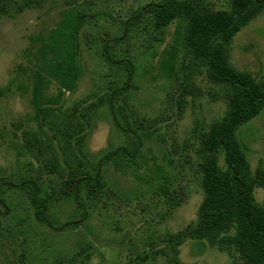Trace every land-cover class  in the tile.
<instances>
[{"label": "trees", "instance_id": "trees-1", "mask_svg": "<svg viewBox=\"0 0 264 264\" xmlns=\"http://www.w3.org/2000/svg\"><path fill=\"white\" fill-rule=\"evenodd\" d=\"M62 1L65 9L60 19L48 32L31 40L24 52L26 63L17 66L4 89L27 96L33 111L27 121L41 138L36 135L34 140L46 180H2L0 218L16 217L10 194L18 191L28 200L36 224L61 234L87 228L93 213L91 203L111 191L108 172L148 183L172 207H179L164 166L154 160L152 169L144 156L149 128L117 110L120 97L135 89L132 83L137 67L133 61L112 58L109 41L104 42L102 54L110 66L121 71L123 87L112 93L104 107L124 144L106 152L96 163L85 164L78 157L84 156L81 141L85 137L77 116L79 108L67 115L62 105L65 95L75 92L83 73L81 34L96 15L91 14L88 0ZM32 8L33 0H0V17H14ZM262 14L264 0H161L119 23L122 35L112 40L114 45L144 25V32L153 33L152 41L163 46L153 54L157 76L175 89L179 114L189 101L200 99V77L225 105L221 118L194 128L192 150L197 161V186L203 194L196 220L177 234H166L164 246L138 256L137 264H156L159 258L166 264H179L180 249L189 241L205 244L241 264H264V201L259 202L255 195L257 189L264 191V166L252 169L239 137L240 130L264 112V80L239 70L231 60L237 35ZM145 167L154 174L148 182L140 172ZM56 191L71 211L70 219L63 223L52 215ZM83 244L85 241L78 239L75 248L82 249ZM83 253L86 250L78 256ZM0 263L12 264L4 245H0Z\"/></svg>", "mask_w": 264, "mask_h": 264}, {"label": "rangeland", "instance_id": "rangeland-1", "mask_svg": "<svg viewBox=\"0 0 264 264\" xmlns=\"http://www.w3.org/2000/svg\"><path fill=\"white\" fill-rule=\"evenodd\" d=\"M160 1L88 0L91 14L96 18L81 34L83 73L75 92L65 95L62 108L67 115L73 114L76 106L79 108L77 116L80 115V127L85 128V137L81 141L84 156L78 157L85 164L96 163L106 152L124 144L104 107L112 93L123 87L119 81L121 71L110 66L102 54L104 42L109 41L112 58L133 61L137 67L132 83L135 89L120 97L117 110L149 128L150 139L144 156L152 169L154 160L164 166L180 206L172 207L148 183L108 172L106 179L111 191L91 203L89 226L61 234L36 224L28 200L20 192H12L10 204L16 217L0 218V245L6 247L12 264H137L138 256L164 246L166 234H177L196 220L203 194L197 186V161L192 150L194 128L196 124L206 127L221 118L225 105L200 77V99L196 103L189 101L179 114L175 89L157 76L153 54L163 46L152 41L153 33L144 32V25L130 31L120 44L112 43L122 35L120 22L129 20L148 4ZM64 9L62 0H33L32 9L14 17H0V91L4 92L0 95V182L40 178L44 183L46 180L41 168L42 155L34 140L36 135L41 138L27 121L33 116L27 96L4 89L17 66L26 63L24 52L31 40L48 32ZM231 60L239 70L264 80V14L237 35ZM239 137L252 169L260 164L264 166V112L243 127ZM48 156L46 153L45 157ZM140 172L147 182L154 175L146 167ZM56 193L52 215L58 223H63L70 219L71 211L63 196ZM255 195L259 202L264 201L263 190L257 189ZM24 219L26 222L22 223ZM78 239L85 241L82 249L86 253L82 256H78L82 249L75 248ZM179 259V264H241L193 241L181 247ZM156 264L166 263L159 258Z\"/></svg>", "mask_w": 264, "mask_h": 264}]
</instances>
